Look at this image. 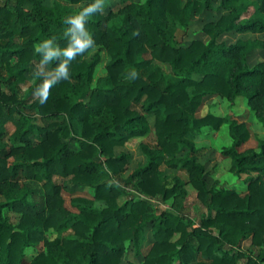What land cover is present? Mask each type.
Returning <instances> with one entry per match:
<instances>
[{
	"label": "trees",
	"instance_id": "1",
	"mask_svg": "<svg viewBox=\"0 0 264 264\" xmlns=\"http://www.w3.org/2000/svg\"><path fill=\"white\" fill-rule=\"evenodd\" d=\"M26 2L0 0V264H120L127 241L140 246L149 222L155 241L143 264H173L177 258L190 264L199 255L203 258L197 264H239L243 258L247 264H264V140L258 150L240 151L251 135L245 122L214 113L196 116L206 95H220L231 107L244 96L264 124V60L253 66L248 61L253 48L264 49V40L218 43L232 30L263 32L264 0H222L220 6L229 12L205 24L210 40L195 39L187 45L168 40L167 15L188 26L191 13L211 6V0H122L117 13H97L87 25L93 47L103 46L111 56L103 83L92 84L100 61L99 53L85 58L92 47L76 57L70 79L53 85L43 103L36 94L42 77L37 75L27 90L22 88L30 63L40 64L42 58L36 45L55 37L58 46L66 47L65 20L90 0H53L52 5L36 0L31 8ZM116 16L121 24L109 25ZM162 63L172 66L175 78L165 79ZM152 111L156 142L141 144L147 161L125 182H136L151 198L182 200L185 181L175 177L168 186L160 166L185 170L208 208L198 224L165 209L156 212L144 199L118 203L121 191L112 182L122 180L130 155H117L115 147L147 135L145 113ZM9 122L15 125L11 134L6 131ZM225 123L231 144L222 147V154L231 159L233 175L248 174L245 194L209 188L207 167L198 159L202 148L191 138L194 131L219 129ZM12 157L20 160L10 162ZM55 175L92 187L107 206L83 205L73 212L65 205ZM11 210L19 214L17 223L10 220ZM66 226L74 237L46 239L47 231ZM248 238L253 254L241 246ZM42 240L45 250L26 262L27 248Z\"/></svg>",
	"mask_w": 264,
	"mask_h": 264
},
{
	"label": "rangeland",
	"instance_id": "2",
	"mask_svg": "<svg viewBox=\"0 0 264 264\" xmlns=\"http://www.w3.org/2000/svg\"><path fill=\"white\" fill-rule=\"evenodd\" d=\"M36 0H27L26 7L31 8ZM134 2H142L143 0H128ZM187 0H183L186 3ZM222 0H211V6L205 7L201 12L193 11L191 13L192 21L188 26H183L177 21H175L171 15H167V38L170 42L178 45H187L192 40L202 39L205 42L210 40V36L204 32V26L210 21H217L223 14H227L229 9L221 7ZM45 4L52 5L53 0H45ZM124 5L122 0H107L105 8L103 10L104 14H108L113 11L117 13L119 9ZM78 6H74L78 8ZM111 24H121V19L119 16L112 18L109 21ZM264 40L263 32L254 31H244L238 32L235 30L228 31L224 33L219 39L218 43H224L229 45L231 43H236L239 40ZM96 53L100 54V61L96 65L93 79V87L103 83V80L108 75L107 65L111 60L110 54L103 46L93 47L86 55L87 60H91ZM142 58H149V54H143ZM264 60V49L262 47H255L252 49L248 55L249 65L253 66L256 63ZM44 65L37 63H30L29 71L27 72V83L22 85L23 90H27L30 84H32L36 77V71L41 70ZM161 69L164 73L165 79H173L176 77L173 68L168 63H162ZM195 78H200L198 75H194ZM126 78L121 76V79ZM23 93H20V97H23ZM208 113H214L222 116H232L239 122H245L248 129L250 130V138L239 147L240 151L246 150L248 148L259 149V141L264 140V124L256 117L255 112L248 106L247 99L244 96L238 98L237 103L231 107L229 101L224 97L216 94H209L203 98L201 106L196 111L197 117H203ZM148 119L149 131L145 136L133 137L129 139L124 145L116 146L115 153L120 155L121 153H128L130 158L127 163L126 171L122 174V180L112 182L115 188L121 191L118 196V203L124 204L129 201H136L139 199L147 200L151 203L156 212L161 209H165L182 216L183 220L186 222L191 221L192 223L198 224L202 215L208 214V208L201 202L197 197L196 189L189 183L188 175L185 170L178 168H171L166 164H162L160 169L168 177V186H172L175 182V177H179L184 180V186L186 188V197L179 200L177 196H173L167 201H162L159 198H151L141 191L136 182L126 183L125 179L131 175L137 168L143 166L147 157L144 153L141 144L148 143L154 144L156 142L155 133V113L154 111L145 113ZM38 124H43L42 121L37 120ZM8 134L13 133L15 130V125L11 122L6 124ZM77 130H81V126L77 125ZM191 138L195 141L196 145L202 148L198 159L205 163L208 173L206 180L209 188L215 186L216 188H234L240 191L242 194L246 193V178L248 174L243 173L240 176H235L230 171L231 159L222 154V147L231 144V138L228 133V124L225 123L219 129H214L212 127H204L198 131H194ZM34 140H37V136H33ZM20 159L12 157L10 162H17ZM22 160V159H21ZM255 174V173H252ZM264 178V176H263ZM54 180L61 183L62 194L65 199V205L73 212H79L80 206L90 205L102 209L107 206L105 200H99L95 197V190L90 186L85 185H74L70 183L67 179L62 178L58 175L54 176ZM11 222L17 223L19 214L11 210L8 212ZM75 233L70 226H66L61 230H49L46 232V239H54L56 237H74ZM179 234L173 237V240H177ZM154 238V229L152 222H149L144 230V237L140 246H136L135 242L132 240L127 241L126 251L122 258L120 264H143L145 254L152 246ZM45 240H42L37 246L29 247L26 250V262L31 261L32 258L38 254L40 251L45 250ZM252 241L246 240L243 242V250L248 252V254H253ZM203 257L202 255L197 256V258L190 262V264H197L199 260ZM173 264H183L178 258ZM239 264H247V258L240 260Z\"/></svg>",
	"mask_w": 264,
	"mask_h": 264
},
{
	"label": "clouds",
	"instance_id": "3",
	"mask_svg": "<svg viewBox=\"0 0 264 264\" xmlns=\"http://www.w3.org/2000/svg\"><path fill=\"white\" fill-rule=\"evenodd\" d=\"M105 4L106 0H90L77 14L67 17L65 24L68 25L66 29L68 45L66 47L58 46L55 37L44 39L36 45V52L42 57L41 65L57 62L54 68H43L36 71V74L43 78L36 89V94L40 97L41 103L47 99L49 89L53 85L61 80L70 79V65L76 57L82 56L94 46L95 41L87 25L97 13L103 12ZM136 74V70L133 69L131 76L135 77Z\"/></svg>",
	"mask_w": 264,
	"mask_h": 264
},
{
	"label": "crops",
	"instance_id": "4",
	"mask_svg": "<svg viewBox=\"0 0 264 264\" xmlns=\"http://www.w3.org/2000/svg\"><path fill=\"white\" fill-rule=\"evenodd\" d=\"M230 104V103H229ZM217 115V114H216ZM234 118V117H233ZM235 119V118H234ZM238 121V120H237ZM239 122V121H238ZM224 125V124H223ZM228 133H229V130H228ZM244 151V150H243ZM200 161V160H199ZM201 162V161H200ZM203 163V162H202ZM205 164V163H204ZM208 170V169H207ZM246 240H250L251 241V238H248V239H246ZM246 240H244V241H246ZM243 241V242H244ZM243 242H242V244H241V246L243 245ZM252 243V242H251ZM242 248H243V246H242Z\"/></svg>",
	"mask_w": 264,
	"mask_h": 264
}]
</instances>
